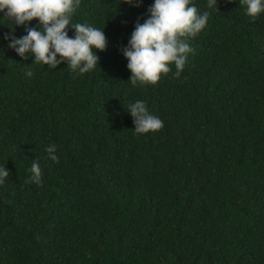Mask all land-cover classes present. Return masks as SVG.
Returning <instances> with one entry per match:
<instances>
[{"label":"trees","instance_id":"obj_1","mask_svg":"<svg viewBox=\"0 0 264 264\" xmlns=\"http://www.w3.org/2000/svg\"><path fill=\"white\" fill-rule=\"evenodd\" d=\"M152 2L80 0L73 22L108 41L84 74L26 65L0 13V264H264V13L194 0L209 17L181 75L133 86L120 49ZM137 99L161 129L135 133Z\"/></svg>","mask_w":264,"mask_h":264},{"label":"clouds","instance_id":"obj_2","mask_svg":"<svg viewBox=\"0 0 264 264\" xmlns=\"http://www.w3.org/2000/svg\"><path fill=\"white\" fill-rule=\"evenodd\" d=\"M246 4V14L255 19L264 13V0H242ZM127 3L139 7L143 0H127ZM208 7L214 8L217 0H207ZM80 0H0V13L13 22L11 31L3 39L24 60L47 65L56 69L66 62L67 66L79 74L95 69L99 61L96 50H105L107 37L104 27L87 23H75L72 20ZM209 12H200L194 0H153L146 9L143 22L138 18L127 40L120 49L127 59V68L133 86L138 83L155 84L162 74L175 67L173 76L179 77L188 59L195 49L188 43L189 37H195L207 24ZM38 18L35 25L30 22ZM15 26H23L25 34L16 36ZM74 30L69 35V30ZM25 75L33 76L31 67L25 68ZM127 111L134 122L137 134L157 131L163 127V120L149 111L144 100L130 102ZM46 153L56 162V145L48 144ZM10 170L0 165V185L5 183ZM30 182L39 184L42 170L39 162L33 159L30 168Z\"/></svg>","mask_w":264,"mask_h":264}]
</instances>
